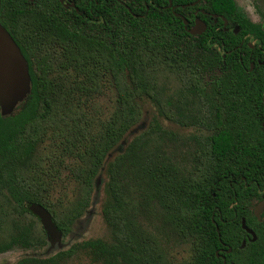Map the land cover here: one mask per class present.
Wrapping results in <instances>:
<instances>
[{
    "label": "trees",
    "instance_id": "1",
    "mask_svg": "<svg viewBox=\"0 0 264 264\" xmlns=\"http://www.w3.org/2000/svg\"><path fill=\"white\" fill-rule=\"evenodd\" d=\"M65 1L75 6L0 0V23L30 77L25 97L0 112V253L49 243L31 203L47 209L66 241L106 156L139 124L149 99L165 119L206 132L194 137L192 169L161 158L171 135L153 119L106 163L101 214L112 243L84 240L14 264H65L78 251L100 264H176L164 249L173 239L190 242V258L178 264H211L218 240H239L240 219H255L213 211L234 207L233 193L247 195L235 200L246 211L264 193V13L252 21L234 0ZM195 17L207 26L193 35ZM106 79L115 104L99 120V104L89 114L87 102ZM63 171L76 195L54 202Z\"/></svg>",
    "mask_w": 264,
    "mask_h": 264
},
{
    "label": "rangeland",
    "instance_id": "2",
    "mask_svg": "<svg viewBox=\"0 0 264 264\" xmlns=\"http://www.w3.org/2000/svg\"><path fill=\"white\" fill-rule=\"evenodd\" d=\"M237 7L246 13L252 21H261L259 13H264V0H234ZM98 103L100 106V113L97 119L104 120L113 110L115 104V92L113 86L106 79L103 82L100 93L91 96L87 102V111H91V104ZM143 117L139 124L134 127L127 139L112 149L104 163L101 165L97 175L94 179V188L91 193L89 207L85 212L74 222L71 226V232L64 242V248L72 243H79L89 239H101L106 243H112V236L110 228L106 225L102 218L101 208L106 198L105 181H106V163L117 152L123 150L126 141L133 135L146 128L150 121L156 119L160 125L171 135V139L167 140L163 149L161 158L169 161L175 165L181 172H189L192 169L191 155L196 143L195 136L206 135V132L192 128L183 127L179 124L169 121L161 116L157 110L156 105L149 99L142 100ZM75 184L67 171H63L61 178L53 183L51 190V199L57 200H71L75 197ZM63 239V237H62ZM66 243V244H65ZM164 249L171 257L173 263H181L188 260L191 255L190 242L184 240L173 239L164 245ZM58 250V246L49 247V243L43 247H19L14 246L11 249L0 253V264H14L22 258L28 256H45ZM65 264H100L98 261L92 259L87 253L83 251L76 252Z\"/></svg>",
    "mask_w": 264,
    "mask_h": 264
},
{
    "label": "water",
    "instance_id": "3",
    "mask_svg": "<svg viewBox=\"0 0 264 264\" xmlns=\"http://www.w3.org/2000/svg\"><path fill=\"white\" fill-rule=\"evenodd\" d=\"M33 1V0H30ZM63 2V0H59ZM169 0V5H170ZM74 7L73 3L65 4V7ZM77 9V8H76ZM175 15L180 16L183 24L187 20L179 13ZM206 24L199 18H195L192 27L188 28L190 34H200L204 31ZM238 27L235 26L234 31ZM30 89V77L28 73L27 63L20 51V48L13 40L8 31L0 23V112L2 115L10 113L20 100H22ZM264 207V196L256 204L255 213ZM29 210L35 214L40 221L42 228L47 235V241L50 247L55 246L63 247L62 233L57 229L56 225L51 219L50 213L45 207L37 203L29 204ZM242 226L245 230L251 232L245 225L242 219ZM252 233V232H251Z\"/></svg>",
    "mask_w": 264,
    "mask_h": 264
},
{
    "label": "flooded vegetation",
    "instance_id": "4",
    "mask_svg": "<svg viewBox=\"0 0 264 264\" xmlns=\"http://www.w3.org/2000/svg\"><path fill=\"white\" fill-rule=\"evenodd\" d=\"M61 3L65 7V4L72 3V2H67L63 0V2ZM68 7H71V6H68ZM201 13L203 15H208V16L212 15L213 17L217 15L215 13H206L203 10H201ZM195 18L201 19L206 24L205 20H203L202 18L200 17H195ZM195 18L193 19V23H194ZM192 25L190 27H192ZM250 47L253 48L254 45H250ZM256 52H263V51H256ZM259 54L260 56H262L261 53H258V55ZM256 59H257L256 61L259 64H263V61H260L258 58ZM253 67H254V62L249 61V70H252ZM227 196L233 197L235 198V200H237L238 197L248 198L246 197L247 195H237L235 193L231 195H227ZM263 196H264V193L258 200H255V201L249 200L250 201L249 204L248 205L246 204L248 208V210L246 211L238 210L237 206L239 205V203L235 200L229 204L234 207H231L228 210L215 209L213 211V212H216L219 216H221V214L223 213L227 215L232 214L234 216H238L239 214H242V213H245V214L247 213V214L253 215L255 219L250 220L251 225L249 226V225H246L245 219L242 218L244 220V225L252 233L243 228L242 219H240V227L242 228L244 232L238 235V237L240 238L239 240H234L233 236L229 234H226L224 236V240H221V239L218 240V242L214 246L215 247L213 250L214 257H211V264H264V207L258 212V215L255 213L256 204L263 198ZM241 204L242 205L240 206H243V203ZM219 219L222 221L232 220V218H225V219L219 218ZM257 234L258 236H260L259 241H255L257 240V237H258Z\"/></svg>",
    "mask_w": 264,
    "mask_h": 264
}]
</instances>
